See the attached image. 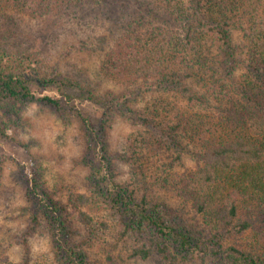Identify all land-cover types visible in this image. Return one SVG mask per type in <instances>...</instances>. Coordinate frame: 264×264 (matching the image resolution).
<instances>
[{"label": "rangeland", "instance_id": "rangeland-1", "mask_svg": "<svg viewBox=\"0 0 264 264\" xmlns=\"http://www.w3.org/2000/svg\"><path fill=\"white\" fill-rule=\"evenodd\" d=\"M44 1L32 15L8 4L0 7V41L7 54L30 57L29 72L38 79L53 81L49 86L31 87L33 102L18 106L12 115L0 114L6 137L0 136V264H57L42 208L46 201L41 196L36 198L39 201L32 198L33 178L41 184L38 194H43L44 190L47 200L65 207L72 229L78 233L75 241L84 243L83 250L89 261L163 264L156 254L144 261L131 259L129 255L136 247L135 241L131 237L118 238L119 217L108 209L84 208L97 228L82 226L69 203V196L70 193L95 196L91 167H101L102 153L96 145L99 139L106 143V156L116 175L114 181L129 184L137 198L144 196L149 203H163L203 235L209 233L204 218L196 215L190 204L179 199L173 190L172 179L194 171L197 166L189 154L191 143L178 129L172 138L181 148L174 150L161 134L175 126L182 116L212 114L213 101L207 105H191L171 86L152 89L141 93L132 103V109L153 120L155 128L114 115L109 119L108 128L100 132L102 109L99 103L104 102L107 94L122 97L142 84L141 81L112 80L104 74V61L119 39L131 31L129 28L139 33L161 28L164 23L181 36L180 22L166 16L169 8L166 0ZM180 1L184 11L192 8L189 0ZM199 2L203 14L212 9L209 14L218 22L222 19L221 12L225 11V17L232 23L227 33L233 57L229 58L215 40L205 37L203 50L207 59L198 61L201 71L210 76L215 69L221 82L229 83L224 77L225 71L232 69L234 79L245 73L248 39L257 34L264 36V22L252 28L247 26L243 18L245 0H225L221 11L211 8L220 0ZM256 17L257 21L264 20V0ZM99 37H105L106 43L101 52L72 49L81 42L91 44ZM193 64L198 71L197 63ZM183 84L195 94L204 95L203 82L199 78L194 76ZM87 91L93 93L94 101L83 98ZM44 99L57 102L58 108ZM178 151H182L180 161L176 158ZM113 155L126 156L128 162L118 161ZM31 215L36 218V224L27 237L29 253L25 255L22 240ZM101 223L106 224V230L99 229ZM231 243L230 240L225 242L226 245ZM179 264L199 263L183 261Z\"/></svg>", "mask_w": 264, "mask_h": 264}, {"label": "trees", "instance_id": "trees-1", "mask_svg": "<svg viewBox=\"0 0 264 264\" xmlns=\"http://www.w3.org/2000/svg\"><path fill=\"white\" fill-rule=\"evenodd\" d=\"M166 1L169 8L165 14L180 22L182 35L166 23L161 28L139 33L128 27L129 35L119 39L102 69L109 79L141 81L142 84L122 97L106 95L104 102L99 103L102 109L100 132L108 128L109 119L114 115L155 128L153 120L132 109L134 100L152 89L171 86L191 105H207L213 101L212 114L182 116L175 126L161 134L174 150L181 148V144L172 138L178 129L191 143L189 154L197 166L190 173L175 176L173 190L179 199L190 204L196 215L204 218L209 233L203 235L163 203H149L144 196L137 198L129 184L114 181L116 175L106 156V143L99 139L96 145L102 153L101 167H91L95 196L70 193L69 203L76 210L78 222L87 229L97 228V225L84 208L108 209L116 214L120 226L118 238L131 237L135 241L136 247L129 255L131 259L144 261L156 254L163 264L183 261L264 264V36L249 37L245 73L234 79L232 69L225 71L224 77L229 83H222L215 69L209 76L200 70L198 61L207 59L203 50L205 37L215 40L229 58L233 57L227 33L232 23L225 17V11L221 12L222 19L217 22L209 14L212 9L202 13L199 0H189L192 8L188 11L183 10L180 0ZM220 1L211 8L221 11L225 0ZM43 2L0 0V7L8 4L32 15ZM262 2L245 0L243 18L248 27L264 22L257 21L256 17ZM105 44V37H99L91 44L81 42L72 49L95 53L103 51ZM31 60L27 56H9L0 41V114L12 115L18 106L33 102L32 86L53 84V81L38 79L29 72ZM194 76L203 82L204 95L195 94L183 84ZM84 97L90 101L95 99L91 91ZM44 101L58 108L57 102ZM0 136L6 138L1 121ZM181 154L182 151H178L177 161ZM113 158L128 162L123 155H113ZM32 182L35 185L32 198L41 196L46 201L42 208L48 220L57 264H98L89 261L83 250L84 243L75 241L78 233L72 229L65 207L47 200L44 190L43 194H38L41 184L36 178ZM31 216L22 240L25 255L29 253L27 237L33 233L36 224V218ZM98 227L107 229L104 223ZM229 240L232 243L226 245Z\"/></svg>", "mask_w": 264, "mask_h": 264}]
</instances>
